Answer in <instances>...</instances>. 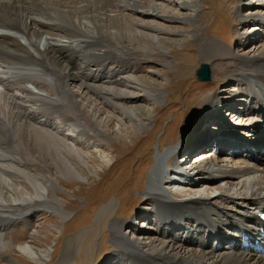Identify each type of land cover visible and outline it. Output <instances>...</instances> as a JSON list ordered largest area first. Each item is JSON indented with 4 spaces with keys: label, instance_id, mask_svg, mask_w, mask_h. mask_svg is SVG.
<instances>
[{
    "label": "bare ground",
    "instance_id": "obj_1",
    "mask_svg": "<svg viewBox=\"0 0 264 264\" xmlns=\"http://www.w3.org/2000/svg\"><path fill=\"white\" fill-rule=\"evenodd\" d=\"M192 2L182 6L188 11L192 9L194 14L190 18H195L202 7ZM146 12L162 17L152 0L0 1V209H6L7 215L21 216V222L26 223V214L36 210L30 207L44 206L65 217L63 202L54 192L56 175L68 181L83 180L82 169H90L88 161L94 160L87 150L105 146L107 141L102 137L110 131L112 117L121 125L126 122L145 132L148 123L143 116L148 112L144 107L146 100L141 98L146 96L157 105L164 94L133 72H138V64L155 57H160L159 63L166 67L171 52L167 43L174 40L162 29L144 23ZM234 14L244 22L256 20L257 26L264 28V16L243 15L236 10ZM192 27L195 31L196 27ZM207 36H200L203 40L200 47L208 53L206 60L210 63L202 64L208 65L210 76L220 71L240 74L238 82L244 86L243 96L231 101L234 108L228 116L244 113L260 118L264 114V54L254 57L241 54L238 57L245 59L241 67L237 63L218 67L216 62H226L220 54L224 46L209 44ZM241 39L242 36L239 40L244 42ZM76 57L80 58L78 71L82 70L84 76L71 72L69 65ZM162 79L166 81L165 76ZM131 94L144 102L133 107L128 105L129 101L125 104ZM213 97L205 96L201 107L214 108L209 114L217 116L220 110L223 113L222 99L218 95ZM100 105L102 108L110 105L116 113L98 120L97 116L104 113L98 108ZM197 126L206 131L211 125ZM65 129L73 133L64 134ZM258 134L252 136L257 143L249 144L239 138L218 135L212 153L196 156L195 166L187 165L188 155L204 143L193 141L182 155L178 145L162 154L158 152L146 181L147 206L135 215L126 232L121 229L125 226L123 222L114 221L111 237L118 250L104 264H264V228L257 219V213L264 210V162L261 165L254 161L233 162L228 157L217 161V155L228 147L233 156L246 149L257 157L250 155L249 160L261 155L264 158V138ZM219 141L230 146L220 148ZM112 159L101 158L100 167ZM6 162L17 171L16 180L1 175ZM191 169L199 174L194 176L195 171L190 175ZM170 175L172 180L164 185L161 180ZM200 175L204 182L213 183L212 190L223 184L224 196L230 198L221 201L235 207L213 208L210 199L215 197L207 194L210 189L207 187H200L202 191L197 198L191 196L197 188L189 192L167 190L180 183L195 187ZM235 186L240 190L234 191ZM112 206V203L104 205L99 214ZM7 219L12 222L15 218ZM139 219L147 229L142 234L137 228ZM189 225L193 233L186 245L179 234L185 233ZM2 227L0 253L9 246L3 239ZM222 236L231 238L230 245L215 253L222 248L219 247ZM208 241L213 246H208ZM17 249L35 264L48 258L29 244H20ZM70 253L65 252L61 262L69 260Z\"/></svg>",
    "mask_w": 264,
    "mask_h": 264
},
{
    "label": "rangeland",
    "instance_id": "obj_2",
    "mask_svg": "<svg viewBox=\"0 0 264 264\" xmlns=\"http://www.w3.org/2000/svg\"><path fill=\"white\" fill-rule=\"evenodd\" d=\"M152 1L156 3L163 18L146 12L147 15L143 16L144 23L162 29L174 40L167 43L171 52H168L169 59L166 67H162L159 63L160 57H155V59L152 58L138 64V72H133V75L144 77V81L160 88L164 94L163 100L157 105H153L146 96L141 98V100H146L147 106L144 107L148 112L147 116H143L148 123L145 132H141L140 128L132 127L126 122L121 125L118 120L112 117L114 108L110 105L102 108L100 105L98 108L101 107V111L104 113L98 115L97 119L104 120L107 117H112L109 124L110 131L102 137L104 141H107L105 146L92 147L87 150L88 156L94 160L88 161L90 169H82L83 180L68 181L64 180L62 176L56 175L55 177L57 188L54 192L61 198L63 210L67 214L64 217V215L57 214L44 206L30 207V209L36 210L31 214H26V223H24L21 222V216L7 215L6 209H0V216H2L0 226H3L1 232L4 241L9 244L0 253V264H35L17 251L20 244L32 245L36 250L47 254L48 258L42 264H104L118 250L111 237L114 221L123 222L125 226L121 229L126 232L131 228L135 215L140 212L141 208L147 206V202L144 200L145 198L147 200V197L144 196L146 181L155 166L156 159H158V152L162 154L166 150H170L172 146L178 145V151L182 155L181 152H185L193 141L204 143L202 147L190 150L188 155L187 165L195 166L196 156L212 153L210 151L215 146L212 144L219 137L218 135L239 138L247 144L257 143L255 138H252L255 133H259L258 135L264 138V114L260 118L244 113L234 117L228 116L229 111L234 108L231 101L243 96L244 86L238 82V79L241 78L240 74H224L220 71L219 74L211 75L212 81L205 83L198 82L196 78L199 66L205 62L210 63L206 60L208 53L200 47V43L203 42L200 36L208 35L210 36V38L207 36L209 44L214 42L224 46L220 54L226 62H216L218 67L221 65L232 66L235 63L241 67L245 62V59L238 57L241 54H249L251 57L256 54H264V28L257 26L259 22L256 20L244 22L236 18L237 15L234 14V10H236L243 15L257 13L264 16V0ZM190 2L202 7L195 18H190L194 14L192 9L188 11L182 6L184 3L190 4ZM225 16L229 18L226 19ZM192 25L196 27L195 31ZM240 34L241 40L244 42L239 40ZM255 47L257 49L254 50ZM77 58L78 60H76ZM78 62H80V58L76 57L75 62L69 65L71 72L84 76L82 70L78 71L80 64ZM162 76H165L166 81L162 79ZM120 90L123 89L120 88ZM207 95H211V97L218 95L217 98L222 99L220 104L223 113L220 110L217 116H212L209 113H212L214 108L209 110V108L201 107L203 98ZM226 101H228L227 105H223ZM127 102L129 106L133 107L144 101H140L137 95L131 94L125 104ZM201 110L202 115H200ZM198 124L211 126L208 130L203 131L204 128H197ZM69 131L72 132L70 129H65L63 133L67 134ZM179 139H182V143L178 144ZM209 144H211L209 147L204 148ZM218 144H220V148L230 146L225 141H219ZM230 152L232 153L233 150H230L229 147L223 150L217 155V161L220 162L222 160L220 158L228 157L233 162L254 161L257 165L264 162L262 155L259 159L249 160L250 155L257 157L255 153L246 149H241L239 153L235 154L237 156L231 155ZM105 156L114 157V159L100 167V160ZM8 163L6 162L4 174L7 173L1 175L3 178L5 176V178L16 180L19 175H16L17 171L12 164ZM181 167L183 168V166ZM191 170H189L190 175L196 171L195 169ZM198 174L199 171H196L193 175ZM249 177L252 175L249 174ZM170 180H172L171 175L164 177L161 181L166 185ZM20 181L22 184L24 183L22 179ZM185 184L169 186L167 190L189 192L188 190L197 188L195 193L191 194L197 198L201 194V186L210 188L213 185L211 181L204 182L202 175L197 176V180L194 182L197 184L194 185L195 187ZM220 187V189H207V194L215 197L210 199L211 206L217 210L222 205L232 209L235 207L232 203L221 201V198L230 197L224 196L223 184ZM232 189L240 190L237 186ZM32 193L31 195L34 194ZM202 195H206V193ZM47 196H51V191ZM172 198L169 199L172 200ZM109 203L113 204L112 209L110 208L106 213L100 215L99 211ZM7 217L15 219L9 222ZM97 218L98 221H96ZM137 225L139 234L147 231L142 219L138 220ZM150 233L152 236L154 231L151 230ZM192 233L193 229L189 225L186 227L185 233L179 234L181 241L187 245ZM221 239L219 247L222 248L217 249L215 253L224 251L225 247L230 245V242L228 243L231 240L229 236L225 238L222 236ZM210 241L212 244H216V240L211 239ZM210 241L207 242L208 246L212 245ZM192 247L194 246H190V248ZM67 251L71 252L69 260L61 262L63 254Z\"/></svg>",
    "mask_w": 264,
    "mask_h": 264
},
{
    "label": "water",
    "instance_id": "obj_3",
    "mask_svg": "<svg viewBox=\"0 0 264 264\" xmlns=\"http://www.w3.org/2000/svg\"><path fill=\"white\" fill-rule=\"evenodd\" d=\"M209 73H210V69H209L208 65L201 64L200 68L197 71L198 81H205V82L211 81V76Z\"/></svg>",
    "mask_w": 264,
    "mask_h": 264
}]
</instances>
